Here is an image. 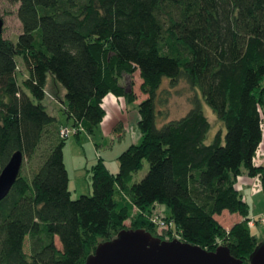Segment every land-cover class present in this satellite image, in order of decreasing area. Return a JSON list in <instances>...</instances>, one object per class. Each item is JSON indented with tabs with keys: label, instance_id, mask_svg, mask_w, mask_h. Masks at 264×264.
<instances>
[{
	"label": "trees",
	"instance_id": "16d2710c",
	"mask_svg": "<svg viewBox=\"0 0 264 264\" xmlns=\"http://www.w3.org/2000/svg\"><path fill=\"white\" fill-rule=\"evenodd\" d=\"M7 1L18 5L22 32L16 41L0 35V175L15 152L24 161L0 200V264H86L123 229L159 236L148 216L156 203L170 210V234L209 250L227 239L250 264L260 241L236 182L245 169L264 191V163L254 160L264 137V0ZM137 70L148 95L142 138L118 155L116 173L100 158L93 192L73 198L62 122L44 104L48 78L65 88L79 137L104 121L108 94L135 102L122 79ZM181 79L199 94L184 116L160 123L170 93L161 88ZM203 100L225 125L211 143ZM224 210L243 216L228 233L216 218Z\"/></svg>",
	"mask_w": 264,
	"mask_h": 264
},
{
	"label": "rangeland",
	"instance_id": "374dc122",
	"mask_svg": "<svg viewBox=\"0 0 264 264\" xmlns=\"http://www.w3.org/2000/svg\"><path fill=\"white\" fill-rule=\"evenodd\" d=\"M17 9L18 5L11 4L7 0H0V17L4 20L3 36L14 41L17 40L18 35L22 32V24L18 17ZM18 62V80L22 84V81L27 78L28 72L21 58L18 59ZM122 82L128 91L134 92L136 96L135 102H129L125 97H115L112 93L108 94L105 100L106 120L98 125L93 132L82 129L78 137L73 128L74 122L68 118L61 103V99H65V88L59 84L57 85L51 76L48 78L47 96L44 104L62 122V127H69L71 129L69 137H66L64 152L67 167L71 174L70 189L73 198H78L83 194L89 195L93 192L92 169L102 156L106 160L108 168L116 173L117 166H119L117 155L126 150L131 144L139 143L142 138V132L139 127L141 117L139 104L148 95L141 88L143 78L140 70H137L133 74H125ZM165 89H170L168 103L165 107L160 103L159 108L167 112L168 117L160 116V123H163L165 119H177L184 116L191 108V98L199 94L184 79H181L174 87H171L169 80H165L160 94L165 96L162 91ZM203 104L205 113L212 125L207 136V142L211 143L219 130H225V125L207 102L203 100ZM121 124L124 126V129L123 131L120 130V132L117 127H120ZM113 125L115 130L111 132ZM254 160L258 163H264V137ZM148 170L149 163L145 161L144 167L136 173L135 178L141 180ZM243 194L249 203V218H251L250 224L252 222V233L257 236L259 241H264V222L262 221V218H264V191L259 186L255 190L253 187H249V190H245ZM229 212L226 210L216 216L227 233L236 223L243 220V216L239 213ZM168 214H170V210L165 205L156 203L152 206V210L148 216L150 219H160L162 218L160 216ZM126 224L131 226V221L128 220ZM154 226L155 232L159 236L167 237L166 239H170V237L181 239L177 232H173L172 234L168 232L170 227L169 229L168 227H161L156 222ZM56 241L57 245L61 248L62 246L58 238ZM227 241V239L220 241V245H227ZM26 250L30 252V238L27 241Z\"/></svg>",
	"mask_w": 264,
	"mask_h": 264
},
{
	"label": "water",
	"instance_id": "95a60500",
	"mask_svg": "<svg viewBox=\"0 0 264 264\" xmlns=\"http://www.w3.org/2000/svg\"><path fill=\"white\" fill-rule=\"evenodd\" d=\"M4 20L0 17V35ZM21 151L13 154L0 175V200L9 194L23 166ZM227 245L209 250L179 238L162 239L145 228L123 229L101 242L86 264H243ZM250 264H264V241L250 255Z\"/></svg>",
	"mask_w": 264,
	"mask_h": 264
},
{
	"label": "crops",
	"instance_id": "0c3cea01",
	"mask_svg": "<svg viewBox=\"0 0 264 264\" xmlns=\"http://www.w3.org/2000/svg\"><path fill=\"white\" fill-rule=\"evenodd\" d=\"M116 97V96H115ZM52 113V112H51ZM53 114V113H52ZM54 115V114H53ZM106 118H107V116L104 118V121L106 120ZM141 118V117H140ZM103 121V122H104ZM117 127V126H116ZM112 129V131L111 132H114V125L111 127ZM118 129H119V131L121 130V131H123V129H124V126H122V124H121V126L120 127H117ZM120 131V132H121ZM117 157H118V155H117ZM101 158H103L104 159V157L102 156ZM105 160V159H104ZM65 161H66V158H65ZM105 163H106V165H107V162H106V160H105ZM258 163V162H257ZM66 165H67V163H66ZM108 166V165H107ZM68 168V167H67ZM119 168V166H117V171L116 172H118V169ZM68 171H69V169H68ZM69 175H70V180H71V174H70V171H69ZM237 187H238V189L241 191V193H242V195H243V197H244V199H245V196H244V194H243V192L245 191V190H249V187H253V189L255 190V188L257 187V186H259V187H261L262 188V184H261V181H260V179H259V177H256V176H251V175H249V173H248V171L247 170H243V172L238 176V179H237ZM246 201H247V199H245ZM248 202V201H247ZM226 210H224L223 212H225ZM228 211V210H227ZM229 213H231V212H229Z\"/></svg>",
	"mask_w": 264,
	"mask_h": 264
},
{
	"label": "built area",
	"instance_id": "2783aa9c",
	"mask_svg": "<svg viewBox=\"0 0 264 264\" xmlns=\"http://www.w3.org/2000/svg\"><path fill=\"white\" fill-rule=\"evenodd\" d=\"M74 130H75V133H76V129L75 128H74ZM70 133H71V129L69 127H62L61 135L63 137H65V138L69 137ZM160 217H162V218H160V219H157V218L156 219H152L153 222L154 223L155 222L158 223L159 226H161V227H168V229H169V227L170 228L173 227V225H174L173 222L168 220L165 215L164 216H160ZM262 221L264 222V218H262ZM251 224H252V222H251Z\"/></svg>",
	"mask_w": 264,
	"mask_h": 264
}]
</instances>
